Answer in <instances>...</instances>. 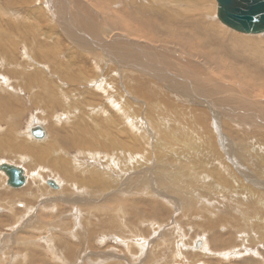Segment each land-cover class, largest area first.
Listing matches in <instances>:
<instances>
[{"label":"rangeland","instance_id":"374dc122","mask_svg":"<svg viewBox=\"0 0 264 264\" xmlns=\"http://www.w3.org/2000/svg\"><path fill=\"white\" fill-rule=\"evenodd\" d=\"M169 2L171 0H167L163 5L159 0H0V35L2 34L0 44L2 43L1 45L5 47L3 51L0 50V108L4 107L1 100L5 102L10 100L16 108L15 114L6 113L3 115L0 123V138H4L10 132L6 128H9L8 125L15 121L18 124L16 129L12 130L11 135L18 133V139L11 140L12 144L22 142L25 138L29 140V127L38 124L44 127L48 134L47 142L38 143L30 138L29 142L33 140L30 144L33 143L32 146L51 145L54 149L53 158L62 156L67 159L70 164L74 165L70 167L77 177H81V172L87 173L86 170L95 169L97 173L109 175L113 179H119L120 174L123 173L122 177L124 178L120 182L118 190L117 188L111 189L112 187L106 190L98 188L101 197L97 193L99 199L95 201L91 197L88 198L90 195L88 193L91 191H87L89 189L86 188L87 186L74 181L70 184L73 191L68 187L69 191L75 194L74 198L63 197L58 193L49 195L50 191L57 192L58 190L59 192V185L66 183V178L69 176L62 175L61 178L53 174L52 166L47 167L48 163H53L51 161L52 154L44 162H36L35 158L32 162L33 156L27 154L25 157L28 158L29 164L33 163V166H39L41 172L35 167L34 169L36 172L38 171L41 182L36 180L37 174L32 177L31 172L30 175H27L35 180H30V182L28 180L27 186L19 191L6 186L5 177L0 173V200L4 201V203L0 202V264H264V215H261L264 214V200H262V198L264 199V175L258 176L262 171L264 173V127H258L257 121L259 120L255 118L256 115L264 117V87L250 86L239 74L226 75L224 69L218 66L215 59H206V54L214 51L218 52L217 56L213 55L214 58L225 55L217 40H212L213 44L209 49L198 48L189 51L180 47L179 44H172L171 42L174 43V40L169 38L163 40L156 36L158 40L160 39L157 42H152V37L143 38L152 34L149 30H142L138 25H134L138 20L137 9L139 6L145 8L156 6L165 9L168 6L171 7ZM200 2L203 4V0ZM215 3V0H209L205 4L206 11L203 9L193 13L181 10L176 19L182 17L180 14L190 15L188 19H194L199 22L200 27L207 28L219 34L218 36L224 37L226 44L231 42L229 35H238V39L244 37L250 40L264 41V34L243 35L223 26L217 20ZM174 14L168 10L163 13L161 18L153 17L154 22L149 23L164 29L166 25H171V22L175 20ZM142 16L146 15L142 14ZM120 19L124 21L123 27H121ZM81 24L93 37L108 38V42L111 45L116 43L114 44L116 47L125 45L126 49L131 46V42H135L142 46L171 49V55L156 54V51H152L151 56L167 59L180 66L179 70L182 69L184 74L179 76L182 79L178 78V80L183 81L184 77L188 78L190 75L191 78L188 81L192 80L190 82H193L196 95L193 92L187 93L188 86L185 85L184 95L189 97L188 101L180 98L174 90V85L167 84V86L166 83L146 81L136 77L141 85L135 86L134 89L139 90L140 93L136 96L129 95L125 89L122 91L124 95L120 96L122 98L126 96L125 100L131 104L130 107L134 112V116L129 118L130 121L126 118L123 119L121 110L115 107V103L107 102V95L99 90L107 87L93 83L92 85L90 82L103 79L107 84L115 85L114 83H117L120 88L121 82L124 81L123 78L129 79L131 76H125L122 73L127 68L119 60L111 59L98 50L91 52L78 47L81 43L72 38L74 35L71 32L74 29H79L85 33V28ZM125 29L133 31L137 36L128 33ZM108 33L113 35V43L109 41ZM238 39L231 45H235ZM110 44L108 49L113 50L114 46ZM54 45L58 48L53 49ZM127 51L129 50L126 49ZM125 58L129 57L125 55ZM225 61L230 65H235L231 59H225ZM177 73L182 74L181 72ZM141 74L143 71L140 69ZM30 77L34 79V82ZM259 81L264 82L262 79ZM166 82L172 83L171 81ZM213 84L214 86H211ZM143 85L147 87L146 93L155 94L151 102L155 101L156 111L151 106H147L145 101L147 99L142 96ZM203 86L205 89L207 87L206 91L213 87L210 94L204 92ZM220 88L230 92L231 96H236L234 99V102H238L236 105L240 106L239 109H242L241 107L245 109V112L242 109L239 111L240 114L233 113L231 115L233 116L231 119L236 120V124L231 122L228 117L221 116V113L226 115L227 113L220 109L223 105L219 104V101L209 107L207 99H205L211 98V101H214V97L219 99L224 93L222 95L219 93L218 97V93L211 94V91L220 90ZM171 89L173 90L171 91ZM48 93L53 97L50 100L47 97ZM62 94H65L67 99L69 98L64 100L66 105L61 99ZM113 94H109V97H112L116 102L117 98ZM119 101L121 102V100ZM101 107L105 108V113L95 112V110L100 111ZM91 108L94 111H91ZM66 113L70 116L63 118ZM238 115L243 116V119ZM93 118H95L94 121ZM157 119L161 123H157ZM251 120L256 122L255 127L249 124ZM80 122L82 129L78 130L77 136L72 129L75 124ZM232 123L235 125L233 126ZM85 129L87 133L84 132ZM22 134H25L24 138ZM171 135H174V138H171ZM131 136L139 141L132 143ZM76 139L82 142H80L82 146L75 144ZM107 139L112 144L109 147H107ZM174 139L181 142L176 143ZM122 140L127 141V146H122ZM155 142H159V144L157 145ZM64 143L66 145L69 143V146H64ZM117 144L120 147L116 146L115 150L117 151H115L113 147ZM158 146H162L161 153L158 152ZM134 152L138 156L148 158L147 161L150 164L156 162L158 166H162L161 175H168L165 177V184L159 185V179L155 180L153 177L150 179L143 175L142 171L147 169L139 168L135 172L130 170V177L127 175L124 171L127 165L133 168L138 167L141 163L137 160L131 161L134 159L131 153ZM20 154L14 152L10 156L0 155V164L5 162L23 165V161L20 160H24V158ZM128 154L129 157H127ZM189 158L194 169L196 166L192 160L195 158L205 161L208 165L214 161L220 166L222 165L223 168H220L222 171L218 170L219 167H210L219 171L217 177L220 179L215 181L214 179H217L213 176L215 170L207 168V173H205L206 171L204 173L211 179L210 182L204 180L206 188L198 185L202 180L194 184H184L182 178L186 174L181 172L180 166L187 169ZM126 161H128L127 165ZM24 166L23 168L27 171L33 170V168L29 169V165ZM254 167L261 169V171L259 169L258 175L257 171H254ZM224 169L225 172H223ZM194 173H192V179L198 177L196 172ZM58 177L62 180L61 182L55 180ZM50 179L56 181L55 184L57 181L59 182L57 189L45 185V181ZM255 180L260 182H255ZM212 181L217 183L215 188H220L217 192L212 188L211 190L207 189V186L212 185ZM152 183L154 188L150 187ZM37 184L42 186L39 187V190L34 188V185ZM262 184L263 186H261ZM139 186H145L149 188V191L137 190ZM156 186H159L160 189ZM164 187L169 188L165 189ZM27 188V193H29L26 198L25 194L17 195L16 198H12V194H9L18 193ZM195 190L203 192L196 194L198 199H203L204 204L201 201L198 203L194 195V198L189 195ZM247 190L246 198L242 199V195ZM38 193L40 195L36 197L35 195ZM212 195L214 196L212 199L207 198ZM250 196H260L263 207L260 215L258 213L249 214L250 200L248 197ZM189 197L192 198V207L191 205L185 207L183 204ZM7 198L9 199L7 200L8 205L5 202ZM112 198L119 199L120 204L111 205ZM132 200L136 201L140 211L136 217L128 218L125 216L130 215V211L124 207V204L127 203L126 201L131 202ZM91 206H101L98 210L105 209L100 215L96 212L97 210L94 212ZM83 207L87 208L83 210ZM114 207H117L116 211ZM119 208L123 209L122 214L124 215H119V220L122 219L120 222L123 224L120 226L118 222L113 221L115 225L113 226L112 220L107 218L108 212L116 214ZM100 219L108 221H102L100 226ZM104 226H108L110 232L105 233L102 228ZM90 230L93 232L92 236L87 235ZM242 240H244L243 243L240 242ZM198 241H201V246L197 249L195 244ZM245 241L246 245H244ZM205 248L210 253L207 254ZM192 250L194 251L192 252ZM58 254L62 256L63 261L58 258Z\"/></svg>","mask_w":264,"mask_h":264},{"label":"bare ground","instance_id":"6f19581e","mask_svg":"<svg viewBox=\"0 0 264 264\" xmlns=\"http://www.w3.org/2000/svg\"><path fill=\"white\" fill-rule=\"evenodd\" d=\"M139 1H141V0H139ZM143 1V0H142ZM170 1V0H169ZM202 1V0H201ZM138 2V1H137ZM159 2L161 3L162 2V4L164 5L166 2H167V0H159ZM209 2V0H203V4L200 2V0H171V2H169V4H170V6L171 7H169L168 6V8H165V9H162V8H158V7H156V6H154V7H150V8H148V6H147V8H145V7H142V6H139V9H137V16H138V20H137V23H135L134 25H138V27L139 28H141L142 30H149V32L152 34V35H149L148 37L146 36V37H143V38H147V39H149L150 37H152L153 39H152V42L153 41H155V42H157V38H156V36L157 37H159V38H161V39H163V40H165V39H167V38H169V39H172V40H174V43L173 42H171L172 44H179V46L180 47H182V48H186L187 50H189V51H191V50H194V49H198V48H200V49H202V50H206V49H209L210 48V46H211V44H213L212 42V40L214 39V40H217L219 43H220V48L224 51V54L225 55H223V56H220V57H216V58H214L213 57V55L214 56H217L218 55V52L217 51H214V52H212V53H208V54H206V56H205V58L206 59H208V60H212V59H215L217 62H218V66H220L221 68H223L224 69V71H225V74L226 75H230V74H239L247 83H249V85L250 86H253V87H260V86H263L264 87V82L263 81H259V79H262V80H264V41H259V40H254V39H248V38H244V37H241V38H239L238 39V35H229L228 37H229V40L231 41L229 44H226L225 42V40H224V37H220V36H218L219 34H216L214 31H211V30H209V29H207V28H202V27H200V25L198 24L199 22H196L194 19H188L189 18V16L190 15H184V14H180L182 17L180 18V19H176V16L179 14V13H181V10H183V11H185V10H187V11H190V12H195V11H201V10H205V4L206 3H208ZM148 3V2H147ZM147 3H142V4H147ZM154 3V2H153ZM64 4V3H63ZM152 4V3H151ZM157 4V3H156ZM216 4V3H215ZM141 5V4H140ZM154 5V4H153ZM138 6V5H137ZM140 7H142V8H140ZM166 7V6H165ZM176 7H178V9H176ZM189 8H192L193 10H190ZM168 10H171L173 13H175L174 15H173V17L175 18V20L174 21H172L171 22V25H166L165 27H164V29H162L161 27H158V26H156V25H152V24H150L149 22H154L153 21V17H155V18H161L162 17V15H163V13H165V12H167ZM151 11V12H150ZM206 11V10H205ZM142 14L143 15H146V16H142ZM68 15V14H67ZM148 15V16H147ZM207 15V14H206ZM205 17V16H204ZM191 18V17H190ZM86 19V18H85ZM84 20V19H83ZM81 21V20H80ZM123 20L122 19H120V24H121V27H123ZM126 22H127V20H126ZM125 22V23H126ZM81 26L82 27H84L85 28V33L84 32H82V31H80L79 29L78 30H73L71 33H73V35H74V37L71 35V33H70V35L72 36V38H75V40H77V41H79L81 44L78 46V47H82V48H85V49H87V50H89V51H101L104 55H107V57H109V58H111V59H117V60H119L120 62H122L123 64H125V66H126V70H123L122 71V73L125 75V76H127V75H130L131 76V78H129V79H127V78H123V80L124 81H122L121 83V87L120 88H118V85H117V83H114L115 85H111V84H107V83H105V80L103 81V79H100V80H97V81H94V82H90V84H96V85H99V86H102V85H105L107 88L105 89V87L104 88H100L99 90H101L102 91V93L103 94H105V95H107V97H108V99H107V102L108 101H110L111 103H115V107H117V108H119L120 110H121V115H122V118L124 119V118H126V120H128V121H130L129 120V118L130 117H132V116H134V112H133V110L131 109V107H130V105L131 104H129L125 99V97H120V96H123L124 94H123V90H127V92H128V94L130 95V94H132V95H134V96H136L137 94H139L140 93V91L139 90H137V89H134V87L135 86H139V85H141L139 82H138V80L136 79V77H140V78H142V79H144V80H152V81H159V82H162V83H166L165 85H167V84H170V85H174V90L179 94V96H180V98L182 97V99H187L188 100V98L189 97H186L185 95H184V91H186V87H184L185 85L186 86H188V88H187V90L188 91H186L187 93L189 92H193L194 93V95H196V89L194 88V85H192V83L190 82V81H192L191 79H190V81H188V79L189 78H191V76L190 75H188V78L187 77H184L183 78V81H179L178 80V78H181V77H179V76H183V74H184V72L183 71H181L182 69H180L179 70V68H180V66H177V65H175V63H172V62H170V61H168L167 59H158V57L156 56H151V54H152V51H156V54L157 53H161V54H165V55H171L170 53H171V49H169V48H165V47H152V46H142V45H139V44H137V43H135V42H131V46H128L126 49L127 50H129V51H127L126 52V49H125V45H122L123 47H116L114 44H116V43H114V44H110L109 42H108V38H104V37H93L92 35H91V33L86 29V27L85 26H83L82 24H81ZM80 26V27H81ZM133 30V29H132ZM125 31H127L128 33H131V34H134V36H137L133 31H131V30H129V29H125ZM68 33V32H67ZM109 34V41L110 42H112L113 43V41H112V36L113 35H110V33H108ZM142 35V34H141ZM145 35V34H144ZM2 36V34L0 35V37ZM83 36V37H82ZM52 37V36H51ZM156 40H155V39ZM57 39V38H56ZM146 39V40H147ZM238 39V42L235 44V45H231L233 42L235 43V41ZM12 40V39H11ZM160 40V39H159ZM158 40V41H159ZM168 40V39H167ZM104 41H107L108 43H106V42H104ZM148 41V40H147ZM10 43H11V41H9ZM104 42V43H103ZM199 43V44H195V43ZM3 43H4V41H3ZM2 44V43H1ZM0 44V50L1 51H3L4 50V48L5 47H3L2 45ZM56 44V43H55ZM109 44L111 45V46H114V48H113V50H109L108 49V46H109ZM118 44V43H117ZM126 44V43H125ZM165 44H167V43H165ZM194 45V46H193ZM217 45H219V44H217ZM2 46V47H1ZM144 47V48H143ZM146 47V48H145ZM58 48V46H56V45H54V47H53V49H57ZM80 49V48H79ZM112 49V48H111ZM173 51V50H172ZM111 52V53H110ZM178 54V53H177ZM41 55V54H40ZM44 55H45V53H44ZM47 55H48V53H47ZM86 55V54H85ZM125 55H127V57H129L128 59H130V60H128V59H126L125 58ZM154 55V54H153ZM151 56V57H150ZM172 56H174V55H172ZM192 56V55H191ZM47 57V56H46ZM179 57V56H178ZM225 59H227V60H230L231 59V61L232 62H234L235 63V65L234 64H229V63H227L226 61H225ZM32 60V59H31ZM175 65V67H173L174 65ZM1 65H2V63H1ZM10 65V64H9ZM12 68H13V66H12ZM143 71V74H141L140 75V69ZM184 69V68H183ZM15 71V70H14ZM188 71V70H187ZM177 72H181L182 74H179V73H177ZM13 73V72H12ZM185 76V75H184ZM29 77V76H28ZM30 78H32V77H30ZM35 78V77H34ZM38 78H40L39 76H38ZM166 78H168V79H166ZM29 79V78H28ZM27 79V80H28ZM33 79V78H32ZM182 79V78H181ZM26 80V81H27ZM143 80V81H144ZM7 81V80H6ZM29 81V80H28ZM37 81V80H36ZM166 81H171L172 83H167ZM33 82H34V79H33ZM202 82V81H201ZM146 83V82H145ZM7 84V83H6ZM35 84V83H34ZM92 84V85H93ZM113 84V83H112ZM207 84V83H206ZM216 84V83H215ZM132 87H131V86ZM204 85V84H203ZM35 86H37V85H35ZM41 86V85H40ZM44 86V85H43ZM117 86V87H116ZM168 86V85H167ZM211 86H214V84L213 85H211ZM218 86V85H217ZM143 87H144V93L142 92V96H145V98L147 99V100H145L146 101V103H147V106H151L152 107V109L154 110V111H156L155 109H156V107H157V105H156V103H154V102H151V100L155 97V94L154 95H150L149 93H146L145 91H146V89H147V87L146 86H144L143 85ZM9 88V87H8ZM42 88V87H41ZM108 88H109V90H108ZM166 88H169V87H166ZM170 88H171V86H170ZM203 88H204V86H203ZM209 88V87H208ZM213 88V87H212ZM211 88V89H212ZM215 88V87H214ZM217 88V87H216ZM215 88V89H216ZM224 88H226V87H224ZM48 89V88H47ZM206 89H207V87H206ZM206 89L204 88V92L206 91ZM210 89V90H211ZM8 90V89H7ZM18 90V89H17ZM87 90V89H86ZM173 89H171V91H172ZM208 90V89H207ZM210 90L209 91H206L207 93L209 92V94H210ZM19 91V90H18ZM34 91V90H33ZM83 91V90H82ZM170 91V92H171ZM200 91V90H199ZM40 92V91H39ZM46 92V91H45ZM185 92V93H186ZM218 93V97L220 96V95H222V93H224L223 94V96H220L219 97V99H215V97H214V101H211L212 99L211 98H205V99H207V103L209 104V107H211V106H213V105H215V103L216 102H220L219 104H222L223 106L222 107H220V109H222L225 113H227V115L226 114H224V113H221V116H224V117H228L229 119H231L233 116H231V115H233V113H239V111H241L242 109L244 110V112H245V109L243 108V107H241L242 109H239L240 108V106L238 105H236V103H238V102H234V99L236 98V96L234 97V96H231L230 95V92H227V91H225V89L224 90H222L221 88H220V90H214V91H211V94H213V93ZM35 93V92H34ZM41 93V92H40ZM39 93V94H40ZM112 93H114L113 94V96H115V98H117V99H115L116 100V102H114L113 101V99H112V97H109L110 95L109 94H111L112 95ZM159 93V92H158ZM172 93V92H171ZM197 93H199V92H197ZM219 93H221L220 95H219ZM42 94V93H41ZM70 94V93H69ZM231 94H233V93H231ZM67 95V94H66ZM147 95H149L148 97H146ZM43 96V95H42ZM62 96V97H61ZM60 97H61V99L63 100V102H64V105H66V103H65V99H67L66 98V96H65V94H62ZM82 96V95H81ZM178 96V95H177ZM178 96V97H179ZM200 96H201V94H200ZM215 96V95H214ZM10 97V96H9ZM13 97V96H12ZM38 97V96H37ZM47 97H48V100H50V99H52L53 97H52V95H50L49 93H48V95H47ZM60 97H59V99H60ZM206 97V96H205ZM36 99V98H35ZM69 99V98H68ZM67 99V100H68ZM247 99V98H246ZM251 99V98H250ZM7 100H9L8 98H7ZM61 100V101H62ZM119 100H121V102L119 101ZM130 100V99H129ZM189 101V100H188ZM251 101V100H250ZM132 102V101H131ZM232 103V104H231ZM233 103H235V104H233ZM263 103V102H262ZM1 104H4V107H2V108H0V123H1V119H2V117H3V115L4 114H6V113H14V111H15V109L16 108H14V105L12 104V102L9 100V102H5V101H2L1 100ZM69 104V103H68ZM121 104H122V106H121ZM207 104V105H208ZM96 105V104H95ZM211 105V106H210ZM241 105V104H240ZM259 105V104H258ZM2 106V105H1ZM59 106V105H58ZM61 106V105H60ZM68 106V105H67ZM112 106H114V105H112ZM133 106V105H132ZM70 107V106H69ZM68 107V108H69ZM90 107V106H89ZM215 107V106H214ZM245 107V106H244ZM67 108V109H68ZM82 108V107H81ZM160 108V107H159ZM219 108V107H218ZM228 108H229V111H228ZM69 109H71V108H69ZM68 109V110H69ZM104 109L105 108H102L101 107V109H100V111H97V110H95V112H98V113H105V111H104ZM158 109V108H157ZM216 109H217V107H216ZM219 109V110H220ZM18 110V109H17ZM72 110H75V109H72ZM249 110H251V109H249ZM253 110V109H252ZM77 111V110H76ZM85 111V110H84ZM91 111H94L92 108H91ZM158 111H160V110H158ZM64 112V111H63ZM82 112V111H81ZM248 112H250V111H248ZM67 113H69V112H67ZM66 113V115H64V117L63 118H66V117H68V116H70L69 114H67ZM80 113V112H79ZM79 113H78V115H79ZM165 113V112H164ZM251 113V112H250ZM15 114V113H14ZM91 114V113H90ZM97 114V113H96ZM240 114V113H239ZM251 114H253V113H251ZM171 115V114H170ZM237 115V114H236ZM243 115V114H242ZM256 115V114H255ZM259 115V114H258ZM82 116V115H81ZM123 116H125V117H123ZM239 116V115H238ZM250 116V115H249ZM251 116H254V115H251ZM259 116H261V115H259ZM259 116H255V118L256 119H258L259 121H257V123L259 124H257L258 125V127L260 126V127H264V117L263 116H261V118H259ZM16 117V116H15ZM79 117V116H78ZM83 117H84V115H83ZM237 117V116H236ZM240 118H242L241 116H239ZM238 117V118H239ZM61 118V117H60ZM137 118V117H136ZM246 118V117H245ZM252 118V117H251ZM81 119V118H80ZM107 119V118H106ZM131 119V118H130ZM135 119V118H134ZM228 119V120H229ZM233 119V118H232ZM231 119V122H234L235 124H236V120H232ZM243 119V118H242ZM60 120V119H59ZM76 120H77V118H76ZM82 120V119H81ZM95 120V118H93V121ZM126 120H124V121H126ZM137 120V119H136ZM168 120V119H167ZM78 121V120H77ZM110 121V120H109ZM237 121H238V119H237ZM241 121V120H240ZM243 121V120H242ZM246 121V120H245ZM248 121V120H247ZM76 122V121H75ZM111 122V121H110ZM156 122L157 123H159L160 121H159V119H157L156 120ZM155 122V123H156ZM58 123H59V121H58ZM97 123V122H96ZM129 123V122H128ZM127 123V124H128ZM135 123V122H134ZM133 123V124H134ZM161 123V122H160ZM230 123V122H229ZM239 123H242V122H239ZM243 123H245V122H243ZM249 123V122H248ZM9 124V123H8ZM18 124V123H17ZM17 124L15 123V121L13 122V123H10L9 125H8V127L9 128H6L7 129V131H10L4 138H0V155H7V156H10V154L11 153H14V152H16V153H21L20 155L21 156H23V158H24V160H20V161H23L22 163H24V164H26L25 166H27V165H29V169H32L33 168V170H31V171H27L25 168H23V166H24V164L23 165H18V164H16V165H18V167H20L22 170H23V174L25 175V179H26V183H25V185L23 186V187H21L20 188V190H22V188H25L26 186H27V184H28V180H29V182H30V180H35L34 178H31L30 176V178L28 177V175L27 174H31V172H32V177L33 176H35V174H37V176H38V171L39 172H41L40 171V168H39V166H33V163H30L29 164V162H28V158L27 157H25L27 154H30V155H32L33 157H32V162H34V158L36 159V162L37 161H43L44 162V160H46L48 157H51V154H52V157H51V161L53 162L52 164H49L48 163V165H47V167H50V166H52V170H53V174H55V175H57V176H60L61 178H62V175L65 177L66 175H68L67 177L68 178H66V180H67V182L66 183H63V184H60V185H63V186H60L59 185V189H60V193L58 192V190H57V192L56 191H50L49 192V195H56L57 193L58 194H61L63 197H65V196H67V198H74L75 197V194L74 193H72V192H70L69 191V189L71 188L70 187V184H72V181H74V182H78L79 184H81V185H83V186H87L86 188H89L87 191H91V193H88V194H90L89 196H88V198L89 197H91L92 198V200L93 201H95V200H98L99 199V195H100V192L98 191V188L99 189H101V190H106V189H108L109 187H112L111 189H116L117 188V190H118V186L120 185V182L122 181V179H124L122 176H123V173L122 174H120V178L119 179H113V178H111V176H109V175H105V174H103V175H101V174H99V173H97L96 172V170L95 169H89L90 171H88V170H86L87 171V173H80L81 174V177L80 176H76V174H74L73 173V171H72V169H71V167L70 166H74V165H72V164H70V162L67 160V159H64L62 156L61 157H55V158H53V155H54V149L52 148V146L51 145H48V146H32V144H30L34 139L33 138H31L30 137V132H29V135H28V137H29V140H31V139H33L31 142H29V140H26V138L24 139V140H22V142H16V143H14V144H12V142H11V140H14V141H16V139H18V133L17 134H14V135H11V132H12V130H14V129H16V127H17ZM93 124V123H92ZM233 124V123H232ZM235 124H233V126L235 125ZM251 126H254L255 124H256V122L254 123V120H253V122H252V120L250 121V123H249ZM128 125H130V124H128ZM226 125V124H225ZM35 126H39V127H41V125H38V124H33L31 127H29V131L31 130V128L32 127H35ZM149 126V125H148ZM204 126V125H203ZM229 126V125H228ZM137 127V126H136ZM231 127V126H230ZM255 127V126H254ZM257 127V128H258ZM256 128V129H257ZM41 129L44 131V133H45V138L43 137V138H41V139H37V142L39 143V142H47V137H48V134H46V132H45V130H44V127H41ZM82 129V123L80 122V123H77V124H75V126L73 127V133L75 134V135H77L78 136V130H81ZM259 129V128H258ZM132 130H134V129H132ZM106 131V130H105ZM85 133H87V130L85 129V131H84ZM257 132V131H256ZM55 133V132H54ZM120 133V132H119ZM142 133V132H141ZM26 134V133H25ZM25 134H22L23 135V138L25 137ZM28 134V133H27ZM98 134V133H97ZM111 135V134H110ZM115 135V134H114ZM170 135V134H169ZM168 135V136H169ZM27 136V135H26ZM172 136V135H171ZM262 136H263V134H262ZM99 137V136H98ZM107 137V136H106ZM130 137V136H129ZM31 138V139H30ZM51 138V137H50ZM102 138V137H101ZM171 138H174V135L171 137ZM140 139V138H139ZM149 139V138H148ZM83 140H86V139H83ZM88 140V139H87ZM130 140L132 141V143H135V142H138L139 140H137V139H135L134 137H132L131 136V138H130ZM254 140V139H253ZM77 141V142H76ZM76 141H75V144L76 145H79V146H82V142L80 143L79 142V140L78 139H76ZM109 140L107 139V144H108V146L107 147H109L110 145H112L111 143H110V141L108 142ZM174 141H176L175 139H174ZM35 142V141H34ZM127 141L126 140H122V146H127V143H126ZM179 142H181V141H179V140H177L176 141V143H179ZM261 142V141H260ZM24 143V144H23ZM73 143V142H72ZM140 143V142H139ZM264 143V142H263ZM48 144V143H47ZM69 144V143H68ZM66 145L65 143H64V146L66 145V146H69V145ZM155 144H159V142H155ZM41 145V144H40ZM74 145V144H73ZM106 145V144H105ZM134 145V144H133ZM263 145V144H262ZM114 146V145H113ZM116 146H118V147H120V145L119 144H117V145H115L114 147H113V150H115V147ZM189 146H190V144H189ZM159 147V146H158ZM246 147V146H245ZM256 147V146H255ZM69 148V147H68ZM161 148H162V146H160L159 147V151L158 152H162V150H161ZM190 148V147H189ZM260 148H261V146H260ZM176 149V148H175ZM174 149V150H175ZM112 150V149H111ZM120 150V148L118 149V151ZM177 150V149H176ZM192 150V149H191ZM190 150V151H191ZM115 151H117V150H115ZM179 151V150H178ZM185 151H186V149H185ZM184 151V152H185ZM189 151V152H190ZM202 151V150H201ZM100 153L102 152V151H99ZM207 152H208V150H207ZM99 153V154H100ZM176 153V152H175ZM206 153V152H205ZM204 153V154H205ZM212 153V152H211ZM96 154V153H95ZM123 154V153H122ZM132 155L131 156H133V160H131V161H134V160H137V162L138 161H140L141 163L138 165V167L137 166H135V167H133V168H131V167H129L128 165H127V162L128 161H126L125 163H126V167L124 168V171L127 173V175H129V171L130 170H134V171H132V172H135L136 170H138L139 168L141 169V170H144V169H147V170H145V171H142V174L143 175H146L148 178H154L155 180H158L159 179V182H158V184L159 185H161L162 183H164V180H165V177L166 176H168V175H161V172H160V170H161V167L160 166H158V164H156V162H154L153 164H150V162H148L147 161V159L148 158H146L145 156H143V157H141V156H138V154H136L135 152L134 153H131ZM163 154V153H162ZM209 154V153H208ZM207 154V155H208ZM16 155V154H15ZM55 155H56V153H55ZM159 155V154H158ZM168 155V154H167ZM202 155V154H201ZM175 156V155H174ZM176 156H177V154H176ZM204 156V155H203ZM20 156L18 155V158H19ZM123 157H125V156H123ZM127 157H129V154L127 155ZM172 157V156H171ZM178 157V156H177ZM191 157V156H190ZM66 158V157H65ZM170 158V157H169ZM206 158H207V156H206ZM218 158V157H217ZM20 159V158H19ZM73 159V158H72ZM143 159V160H142ZM172 159H173V157H172ZM186 159V158H185ZM190 159V158H189ZM208 159V158H207ZM17 160V159H16ZM94 160V159H93ZM178 160V159H177ZM187 160V159H186ZM112 161V160H111ZM180 161V160H179ZM183 161V160H182ZM185 161V160H184ZM193 161V163H194V165L196 166L195 167V169L193 168V166H191V159L190 160H188V167H187V169H185V168H182L181 166H180V169H181V172H183V174H186V176L184 177V178H182L183 179V181H184V184H194V183H198V181H200V180H202V181H200V183L198 184V185H202V186H204L205 187V184H204V180H207V181H209L210 182V176L209 177H207L206 176V174L205 173H207V171L206 170H208L207 168H209V169H213V168H210V167H219L218 168V170L220 171L221 169L220 168H223V166L221 165H219V163H217L216 161H214L213 163L211 162V164L210 165H208L205 161H203V160H197L196 158L195 159H193L192 160ZM218 161V160H217ZM256 161V160H255ZM15 162V161H14ZM19 162V161H18ZM26 162V163H25ZM28 162V163H27ZM46 162V161H45ZM75 162V161H74ZM5 163V162H4ZM135 163V162H134ZM133 163V164H134ZM216 163H217V165H216ZM86 164V163H85ZM101 164H103V163H101ZM115 164V163H114ZM177 164V163H176ZM179 164H181V163H179ZM9 165H13V166H16L15 164H9ZM94 165V164H93ZM24 166V167H25ZM92 166V165H91ZM99 166V165H98ZM255 166V165H254ZM262 166V165H261ZM17 167V166H16ZM34 167L38 170L37 172L35 171L36 169H34ZM93 167V166H92ZM94 167H96V166H94ZM121 167V166H120ZM253 167V166H252ZM256 167V166H255ZM254 167V171H257V175H258V173H259V169H257V168H255ZM260 167V166H259ZM75 169H76V167H74ZM105 168V167H104ZM119 168V167H118ZM121 168H123V167H121ZM83 169V168H82ZM99 169V168H98ZM116 169V168H115ZM41 170H42V167H41ZM47 170V169H46ZM105 170V169H104ZM104 170H103V173H104ZM108 171H109V169H107ZM111 170V169H110ZM174 170V169H173ZM211 170H209V171H211ZM213 170H215V169H213ZM102 171V170H101ZM120 171V170H119ZM206 171V172H205ZM219 171L217 172L216 170H215V174L213 175L214 177H217L218 176V174H219ZM222 171V170H221ZM260 171H261V169H260ZM98 172H100V171H98ZM124 172V173H125ZM131 172V173H132ZM194 172H196V175L198 176V177H196L195 179H192L193 177H191L192 176V173H194ZM205 172V173H204ZM212 172V171H211ZM223 172H225V169H224V171ZM222 172V173H223ZM263 172V171H262ZM259 173V175L258 176H263L264 175V173ZM49 173H51L50 171H49ZM130 173V174H131ZM172 173H174V172H172ZM204 173V174H203ZM214 173V172H213ZM221 173V172H220ZM29 174V175H30ZM106 174H107V172H106ZM159 174V175H158ZM177 174V173H176ZM195 174V173H194ZM3 175V174H2ZM40 175V174H39ZM50 175V174H49ZM48 175V176H49ZM132 175V174H131ZM180 175V174H179ZM204 177H203V176ZM208 175V174H207ZM210 175V174H209ZM36 176V177H37ZM53 176V175H52ZM180 176H182V175H180ZM223 176V175H222ZM119 177V176H118ZM129 177H130V175H129ZM146 177V178H147ZM183 177V176H182ZM207 179H206V178ZM137 179V178H136ZM139 179V178H138ZM141 179V178H140ZM218 179H220V178H218L217 177V179H214L215 181L216 180H218ZM36 180L37 181H40V177L38 176V178H36ZM55 180H58V181H62V180H60V178L58 177L57 179H55ZM147 180V179H146ZM171 180V179H170ZM1 181H2V178H1ZM31 181V182H32ZM48 181H52V182H56V181H53V180H48ZM57 181V183L59 184V182ZM137 181V180H136ZM215 181H212V185L209 187V186H207V189H210L211 190V188L212 189H214V190H216V192H217V190H220V188H215L216 187V185H217V183L215 182ZM41 182V181H40ZM46 183H47V180L45 181ZM169 182V181H168ZM252 182H254V181H252ZM251 182V183H252ZM255 182H260L259 180H255ZM55 184V189H57V185L58 184ZM154 183V182H153ZM153 183L152 184H150V187L152 186H154L153 185ZM262 183V182H261ZM31 184V183H30ZM165 184V183H164ZM176 184V183H175ZM45 185H47V184H45ZM143 185V184H142ZM252 185V184H251ZM250 185V186H251ZM48 186V185H47ZM249 186V187H250ZM255 186H257V184H255ZM261 186H263V184L261 185ZM39 187H42V186H40L39 184H37V185H34V188H35V190L37 189V190H39ZM68 187H70L69 189H68ZM133 187H134V185H133ZM132 187V188H133ZM137 187V186H136ZM157 188H159L160 189V187L159 186H156ZM162 187V186H161ZM239 187H241L240 185H239ZM244 187V186H243ZM33 188V189H34ZM122 188V187H121ZM145 186H143V187H141V186H139V188H137V190H140V189H143V190H148L149 191V188H146ZM154 188V187H153ZM165 189L166 188H169V187H164ZM206 188V187H205ZM247 188V187H246ZM255 188V187H254ZM33 189H32V191H33ZM110 189V190H111ZM16 190H19V189H16ZM19 190V191H20ZM71 190H72V188H71ZM100 190V191H101ZM132 190V189H131ZM135 190H136V188H135ZM239 190V189H238ZM244 190H246V189H244ZM255 190V189H254ZM27 191H28V188L26 189V190H23V191H21V192H18V193H9V194H12L11 196H12V198H16V196L17 195H20V194H25V198L26 197H28L27 195H28V193H27ZM73 191V190H72ZM121 192L123 191L122 189L120 190ZM152 191V190H151ZM213 191V190H212ZM253 191V189L251 190V192ZM47 192V191H46ZM86 192V191H85ZM104 192H106V191H104ZM205 192V191H204ZM231 192V191H230ZM263 192V191H262ZM6 193V192H5ZM30 193H31V191H30ZM33 193H34V191H33ZM36 193V192H35ZM63 193H65V194H63ZM97 193H99V195L97 194ZM102 193V192H101ZM144 193V192H143ZM147 193V192H146ZM196 193H203L202 191L200 192V191H196L195 190V192L193 191V193L191 192V194H189V195H191L192 197H193V195H194V197H195V199L197 200V202L199 203V201H201V203H203L204 204V202L202 201L203 199L201 198H199L198 199V196H197V194ZM226 193H227V190H226ZM244 193V192H243ZM246 193H248V190L242 195V199H244V198H246ZM258 193V192H257ZM67 194V195H66ZM213 194V193H212ZM260 194V193H259ZM258 194V195H259ZM33 195H35V194H33ZM40 194L38 193V194H36L35 196L36 197H38ZM202 195V194H201ZM23 196V195H22ZM79 196V195H78ZM241 196V195H240ZM19 197V196H18ZM31 197V196H30ZM29 197V198H30ZM100 197H101V195H100ZM193 197V198H194ZM200 197H203V196H200ZM205 197V196H204ZM214 196L212 195V196H210V197H207V198H209V199H212ZM260 197V196H259ZM258 196H250V197H248V200H250V203H249V206H248V209H249V214L251 215V214H261L260 213V211H263V210H261V208H263L262 207V204H261V202H260V199L261 198H259ZM264 197V196H263ZM83 198V197H82ZM232 198V197H231ZM19 199H21V198H19ZM49 199V198H48ZM116 198H112V202H111V205L113 204V205H115V204H120V200L119 199H117V200H115ZM195 199H194V201H195ZM205 199V198H204ZM7 200H9L8 198L6 199V204H7ZM186 200L187 201H185V203L183 204L185 207H186V205H191V207H192V198L191 197H189V198H186ZM262 200H264L263 198H262ZM0 202H3L4 203V201L3 200H0ZM31 202V201H30ZM73 202V201H72ZM71 202V203H72ZM127 203L126 204H124V207L127 209V210H129L130 211V215L128 214V215H126L125 217H128V218H134V217H136V215L139 213L138 211H140L139 210V208L137 207V205H136V201L134 200H132L131 202H128V201H126ZM196 202V201H195ZM207 202V201H206ZM45 203V202H44ZM87 204V203H86ZM90 204V203H89ZM8 205V204H7ZM11 205H12V203H11ZM54 205V204H53ZM83 205H85V204H83ZM82 205V206H83ZM199 205V204H198ZM47 206V205H46ZM80 206V205H79ZM90 206V205H89ZM121 206V205H120ZM92 208L91 209H93L94 210V212L96 211V212H98L100 215L102 214V212H103V210L105 209H103V210H98L101 206H97V207H95V206H91ZM152 207V209H153V206H151ZM87 208V207H86ZM86 208H84L83 207V210L84 209H86ZM116 208L117 207H114V210L116 211ZM154 208H156V207H154ZM60 209V208H59ZM80 209V208H79ZM57 210H58V208H57ZM70 210H73V209H70ZM76 210H78L77 208H76ZM81 210V209H80ZM113 210V209H112ZM122 210L123 209H121V208H119V210H118V214L116 215L115 213H109L108 212V219L111 221L112 220V224H113V221L114 222H118L119 224H120V226L123 224L122 222H120L122 219H120L119 220V215L121 214V215H124V214H122ZM71 212V211H70ZM80 212V211H79ZM93 212V211H92ZM82 213V212H81ZM86 214H87V212H85ZM90 213V212H89ZM69 214V213H68ZM80 214V213H79ZM84 214V213H83ZM61 215H62V213H61ZM74 215V214H73ZM104 215V214H103ZM114 215H116V217L114 218ZM261 215H264V214H261ZM72 216V215H71ZM77 216L79 217V215L77 214ZM53 217V216H52ZM62 217V216H61ZM86 217H90V216H86ZM140 217V216H139ZM153 217V216H152ZM27 218V217H26ZM59 218V217H58ZM66 218H67V216H66ZM81 218V217H80ZM102 218H104V217H102ZM60 219V218H59ZM106 219V218H105ZM61 220V219H60ZM91 220V219H90ZM99 220V219H98ZM118 220V221H117ZM211 220V219H210ZM62 221V220H61ZM102 221H108V220H102V219H100V226H101V222ZM212 221V220H211ZM60 222V221H59ZM233 222V221H232ZM111 223V222H110ZM210 223V222H209ZM98 226V225H97ZM113 226H115L114 224H113ZM117 226V225H116ZM127 226H125V228H126ZM88 228V227H87ZM90 228V227H89ZM103 229H104V232L106 233V232H110V231H108V226H104V227H102ZM123 228V227H122ZM124 228V229H125ZM128 228V227H127ZM210 228V227H209ZM91 229V228H90ZM239 229V228H238ZM89 230V229H88ZM130 230V229H129ZM263 232V231H262ZM261 232V233H262ZM84 233L85 234H87V232H85L84 231ZM92 233L93 232H91V230H90V232L87 234V235H89V236H92ZM242 233V232H241ZM77 235V234H76ZM123 235H125V234H123ZM82 239H84V238H82ZM109 239V238H108ZM184 240V239H183ZM130 241V240H129ZM223 241V240H222ZM243 241L244 240H242V241H240V242H242L243 243ZM55 243V242H54ZM132 243V242H131ZM204 243V242H203ZM245 244L244 245H246L247 244V242L245 241L244 242ZM140 244V243H139ZM61 245V244H60ZM243 245V244H242ZM51 247H53L54 245H50ZM237 246V245H236ZM142 248V247H141ZM54 249V251H55V247L53 248ZM202 249H204V248H202ZM51 250V249H50ZM197 250V249H196ZM196 250H195V252H196ZM205 250H207L206 251V253L208 254V253H210V251L208 252V249L207 248H205ZM49 251V250H48ZM53 251V250H52ZM53 251V252H54ZM133 251V250H132ZM194 250H192V252H193ZM158 252V251H157ZM205 253V255H207ZM183 255V254H182ZM181 255V256H182ZM58 256H59V254H58ZM139 256V255H138ZM203 256H204V254H203ZM186 257V256H185ZM59 259H61L62 261H63V259H62V256L60 255L59 257H58ZM57 259V258H56ZM185 259H187V258H185ZM196 259V258H195ZM185 261V260H184Z\"/></svg>","mask_w":264,"mask_h":264},{"label":"water","instance_id":"95a60500","mask_svg":"<svg viewBox=\"0 0 264 264\" xmlns=\"http://www.w3.org/2000/svg\"><path fill=\"white\" fill-rule=\"evenodd\" d=\"M217 20L226 28L243 35L264 34V0H215ZM30 137L35 141L45 138V133L39 126L32 127ZM0 173L5 177V185L12 189H20L26 183L25 175L20 167L0 164ZM48 187L55 189L52 181H47ZM201 241L195 244L198 249Z\"/></svg>","mask_w":264,"mask_h":264}]
</instances>
